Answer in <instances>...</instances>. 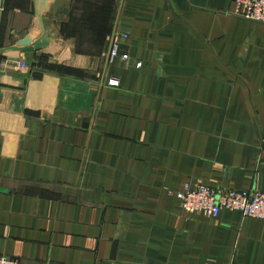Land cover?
Returning a JSON list of instances; mask_svg holds the SVG:
<instances>
[{
    "label": "crops",
    "instance_id": "crops-1",
    "mask_svg": "<svg viewBox=\"0 0 264 264\" xmlns=\"http://www.w3.org/2000/svg\"><path fill=\"white\" fill-rule=\"evenodd\" d=\"M57 1L41 0L44 28L37 0L5 3L0 257L264 264V221L175 196L264 191V25L235 0H69L76 23Z\"/></svg>",
    "mask_w": 264,
    "mask_h": 264
},
{
    "label": "built area",
    "instance_id": "built-area-1",
    "mask_svg": "<svg viewBox=\"0 0 264 264\" xmlns=\"http://www.w3.org/2000/svg\"><path fill=\"white\" fill-rule=\"evenodd\" d=\"M236 16L264 25V0H235ZM127 39V36H124ZM124 59H128L127 56ZM19 73H29L27 61H12ZM114 85L115 83H111ZM171 193V192H170ZM172 194V193H171ZM184 212L217 219L222 212H238L244 218L264 221V191L212 188L200 182L186 184L175 194ZM0 264H26L10 257H0Z\"/></svg>",
    "mask_w": 264,
    "mask_h": 264
},
{
    "label": "water",
    "instance_id": "water-1",
    "mask_svg": "<svg viewBox=\"0 0 264 264\" xmlns=\"http://www.w3.org/2000/svg\"><path fill=\"white\" fill-rule=\"evenodd\" d=\"M37 2H38V18H39V20H40V23H41V25H42V27L44 28V25H43V22H42V20H41V8H40V3H41V0H37ZM5 3H6V0H0V31H1V25H2V18H3V13H4V8H5ZM44 32H45V34H44V36H43V38H42V40H41V44L43 45V46H48L49 45V43H48V39H47V32H46V30L44 29ZM25 47H17V48H15V49H24ZM13 49V48H12ZM126 50H127V48L126 47H124L123 45L120 47V49H119V54L122 56V55H125L124 53H126ZM4 52H6V50H0V54H3ZM14 61H15V59H14Z\"/></svg>",
    "mask_w": 264,
    "mask_h": 264
},
{
    "label": "rangeland",
    "instance_id": "rangeland-1",
    "mask_svg": "<svg viewBox=\"0 0 264 264\" xmlns=\"http://www.w3.org/2000/svg\"><path fill=\"white\" fill-rule=\"evenodd\" d=\"M74 7L70 5L69 0H58L56 3V14H58V19H60V15H62L65 19H71V15H73V22L76 23V11ZM51 19V17H50ZM72 20V19H71ZM75 25V24H74ZM74 29H67L65 32H75Z\"/></svg>",
    "mask_w": 264,
    "mask_h": 264
}]
</instances>
